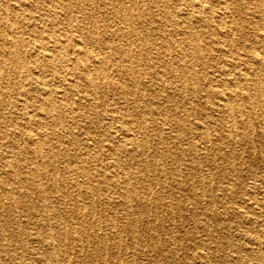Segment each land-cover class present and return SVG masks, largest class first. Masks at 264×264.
<instances>
[{
  "label": "bare ground",
  "instance_id": "obj_1",
  "mask_svg": "<svg viewBox=\"0 0 264 264\" xmlns=\"http://www.w3.org/2000/svg\"><path fill=\"white\" fill-rule=\"evenodd\" d=\"M21 1L17 18L0 0V264H231L227 249L235 264H264V0H183L175 13L168 0ZM36 11L50 23L27 22ZM190 15L221 35L228 63ZM146 75L165 104L139 91ZM106 91L124 101L109 121L126 132L80 150L76 116L89 118ZM183 184L189 195L167 203L154 191ZM103 189L118 194L124 221ZM229 228L235 241L217 242Z\"/></svg>",
  "mask_w": 264,
  "mask_h": 264
},
{
  "label": "rangeland",
  "instance_id": "obj_2",
  "mask_svg": "<svg viewBox=\"0 0 264 264\" xmlns=\"http://www.w3.org/2000/svg\"><path fill=\"white\" fill-rule=\"evenodd\" d=\"M20 1L21 0H8V2L11 5H10V8L9 9L3 11L4 12V16H10V15H13L14 16L15 15L17 18H19V14H21V10L20 9L19 10H16L15 8H17V6L15 7L14 4H20L24 8H27L28 7V3L27 4H24V2H22V1L20 2ZM57 1H59V0H40V5H46L49 2L50 3L52 2V3L56 4ZM95 1L96 0H94V4H96ZM168 1L170 2L169 3L170 7L172 6L171 11H173V12L174 11H177V9H179V7H182L183 6V5H181V6L179 5V4H182L183 0H168ZM125 3L128 4L127 2H125ZM158 3L160 4V2H158ZM154 4L155 3H153L152 1L151 2H148V5L150 7H152V8L154 7L153 6ZM12 5L14 6V8L12 7ZM99 5H100V1H99ZM173 6H174V8H173ZM213 6H214L216 12L219 11V8H217L218 6H216V4H213ZM100 8L102 9V8H104V6L103 5H100ZM14 12H16V13H14ZM37 15H38V11H36L33 14V17H29L28 16L27 17V22L34 23L36 26H41V24L44 25V23H46V25H47V24L50 23V21H48L46 19L45 20L42 19V18L38 19V17H36ZM232 15L236 16L233 13H229V12L227 13V12H225L224 15H223V16H226L224 18V20L229 21L232 18L231 17ZM107 19L110 20V18H108V17H107ZM162 19H165V18L163 17ZM189 20L191 21V24L190 25H192V27L194 28V30L197 31V32H199L201 34L202 40L209 41V43L211 44V46L213 48V54H214V56L217 57L219 59V61H221L223 63H228L229 61H228V58H227L228 57L227 54L225 56L223 54V52L221 51L220 47L216 43H213V40L216 38V36H218L220 38L221 35H217V34L215 35L214 34L215 32L214 33L212 32L214 30H212L208 26H205L202 23L201 24H198L196 22V17L194 15H190ZM152 22L155 25L159 21L152 20L150 23H152ZM115 23H116V21H115ZM211 23H213V22H211ZM55 30H57V31L59 30L60 31V27L58 25H56L55 26ZM111 39L115 43H118V44H121L122 43V41L119 40V39H117V37H112ZM25 41H26V44H27L29 40L26 39ZM146 41L149 42V43L154 42L157 45H160L161 44V40L160 39L147 38ZM204 41H203V43H204ZM47 45L51 46L50 43H47ZM27 47H28V45H27ZM90 49H94V50H97V51H101L100 48H98V46H96V45L90 46ZM68 54L69 55H73L72 54V50H69ZM25 67H24V69H25ZM199 69H201L200 66H199ZM38 72H39L38 69H34L33 68L32 73L34 75H37ZM25 73H26L25 71L22 72L23 76H25V75L28 76V73H26V74ZM44 78L47 80V83L50 86H54L53 85V81H51V79H49L51 77H50V75H48V73H45ZM118 78H120L119 74L117 72H115V71H112L111 72V79L112 80H114V79L117 80ZM141 81H142L141 83L145 84V86H143L144 87L143 90L142 89H139V91L141 92L142 95H144L145 99H148L150 102L156 103L158 105L159 104L160 105L165 104L161 100L163 96H160L159 95V98H158V96H155V93H153V90L151 89L152 86L149 85V81H150V76L149 75L144 76L141 79ZM171 84H172L171 85V88L169 89L168 92L170 94H174L175 95L176 93H175V90H173V86L175 87L176 83L174 82V83H171ZM24 87H25V89L34 88V86H32L31 84H26V83H25ZM23 89L24 88L22 87V84H21L20 87L18 86V88H15L16 91H10V92H12V94H14V92L20 93V92L23 91ZM116 95L117 94H115V93H113L111 91H106L100 97V99H102V100H100V99L97 100V103L95 104L97 106H95V108L93 107L95 110H93V111L91 110L90 111L91 114H90V117L89 118H86V120H83L82 121V119L80 117L76 116L77 123L75 125H73V128H72L73 131H72V133L74 135V138L77 140V143H78V146L77 147L80 148V150H84V148L86 147V145L88 143H91V142H94V141H99L100 139L102 140V145H101L102 146V150H104L105 149V144L108 142L107 140H108V138L110 136L109 135L110 132H111L112 135H117V136L120 135V133H121L120 131L126 132V126H123L120 129V131L115 132L114 131L115 129L113 128V124H111V121H109L110 114L121 115V112H118L119 111V107L124 105V101L121 98V95H118V96H116ZM204 95H205L204 93H198V94L187 93V97L189 99L194 100L195 102L203 101L206 98V96H204ZM73 99L74 100H79V102H81L82 104L87 103V100L82 97V94H79V95H76L75 94L72 97V100ZM163 100H164V98H163ZM130 102L132 103V100ZM80 105L81 104H79V106ZM8 106H10V105H8ZM180 109H182V108H180ZM202 109H203V111H205V108L204 107ZM4 110L7 111L8 109L5 108ZM120 110L123 113V110L122 109H120ZM178 112L181 113V110H179ZM151 117L153 118V117H155V115H152ZM78 122H81L82 124H80ZM108 123L111 124L112 127H110L109 125H107ZM117 124H119V123H117ZM80 126H81V128H80ZM88 133H91V134H88ZM92 134H94V136H92ZM91 137H94V139L91 138ZM52 141H54V139ZM71 148H72V146H71ZM238 148H237V151H238ZM243 149H244L243 155H246L247 154L246 151L248 150V148L247 147H244V148L240 149V151H242ZM63 164L64 163H60L59 162L60 168H62V165ZM78 179L80 180L81 178H78ZM169 184H170V186H172L171 182ZM160 188L161 187H155L154 188V191L162 199V201H164V203L170 202V200H173L177 196H184V197H186V196L189 195L188 194L189 189H188V185L187 184H183L180 189L177 188V187H173L171 189H169V187H167L168 189L166 187L165 188L163 187L161 189ZM216 192H218V191H216ZM100 193H101L100 194V197L103 199L102 200L103 202H101V203H103V205L105 204V205L109 206L110 211L112 210L111 211V214L114 216L115 220L117 222L124 221L125 220V215L122 213L123 212L121 210L122 209V206H121V203L119 201L118 194L117 193H114V192H112L110 190H105V189H103ZM186 207L190 208L191 207V204L189 202H186ZM119 209L121 211H119ZM98 214H100L99 213V209L96 212V215H98ZM160 216H162V213H160ZM19 219L22 222H24L25 217L23 216V213L20 214ZM174 230H176V229H174ZM234 231L235 230L234 229H231V228H229L228 230L226 229V230L220 232V234L217 235V237L215 238V240H217V242H221L226 237L231 242H234L235 241V234H234L235 232ZM139 235L142 236L141 238H143L145 236V234L142 233V232ZM185 242L188 243V244L189 243H192L190 240H185ZM205 242H209V240H205ZM212 244H214V242H212ZM188 252L191 253L192 251L188 250ZM179 255H182L183 256L184 254L180 253V254L176 255L177 256L176 259H178L180 257ZM234 255H236V253H234ZM223 256L224 257H228L229 259H231V264H235V262H234L235 258H233L232 254L230 253V251H228V249L223 252ZM145 258H146V260H145ZM141 261H142L141 264H155L153 261L149 260L146 255H144V257L142 258ZM242 262H240V263H242Z\"/></svg>",
  "mask_w": 264,
  "mask_h": 264
}]
</instances>
